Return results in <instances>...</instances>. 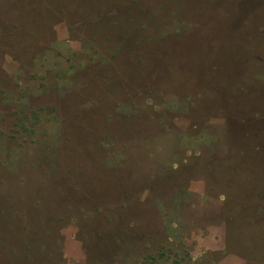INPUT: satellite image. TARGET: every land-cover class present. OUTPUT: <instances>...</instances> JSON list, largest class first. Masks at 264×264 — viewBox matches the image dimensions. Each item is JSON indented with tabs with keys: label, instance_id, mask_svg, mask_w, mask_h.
<instances>
[{
	"label": "rangeland",
	"instance_id": "1",
	"mask_svg": "<svg viewBox=\"0 0 264 264\" xmlns=\"http://www.w3.org/2000/svg\"><path fill=\"white\" fill-rule=\"evenodd\" d=\"M174 261L264 264V0H0V264Z\"/></svg>",
	"mask_w": 264,
	"mask_h": 264
},
{
	"label": "crops",
	"instance_id": "2",
	"mask_svg": "<svg viewBox=\"0 0 264 264\" xmlns=\"http://www.w3.org/2000/svg\"><path fill=\"white\" fill-rule=\"evenodd\" d=\"M60 231H61V229H60V230H58V232H57V235H61V234H60ZM63 231H64V230H63ZM61 233H62V232H61Z\"/></svg>",
	"mask_w": 264,
	"mask_h": 264
},
{
	"label": "trees",
	"instance_id": "3",
	"mask_svg": "<svg viewBox=\"0 0 264 264\" xmlns=\"http://www.w3.org/2000/svg\"><path fill=\"white\" fill-rule=\"evenodd\" d=\"M172 264H179L177 261H174Z\"/></svg>",
	"mask_w": 264,
	"mask_h": 264
}]
</instances>
